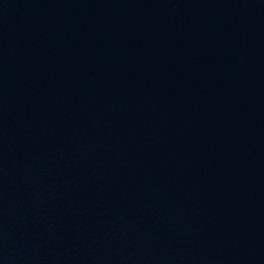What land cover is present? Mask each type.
<instances>
[{
	"label": "water",
	"instance_id": "water-1",
	"mask_svg": "<svg viewBox=\"0 0 264 264\" xmlns=\"http://www.w3.org/2000/svg\"><path fill=\"white\" fill-rule=\"evenodd\" d=\"M0 264H264V0H0Z\"/></svg>",
	"mask_w": 264,
	"mask_h": 264
}]
</instances>
